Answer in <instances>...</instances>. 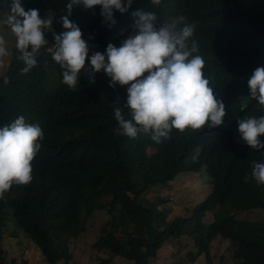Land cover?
<instances>
[{
    "label": "trees",
    "instance_id": "16d2710c",
    "mask_svg": "<svg viewBox=\"0 0 264 264\" xmlns=\"http://www.w3.org/2000/svg\"><path fill=\"white\" fill-rule=\"evenodd\" d=\"M10 2L0 0V12ZM69 2L22 0L25 10L54 11L52 29H45L49 44L26 74L14 47L7 69L0 74V128L23 115L36 121L44 133L38 141L41 149L31 162L32 181L13 184L0 198V263L6 264L2 242L7 225L13 222L40 247L50 264H68L73 255L71 239L83 233L85 214L106 207L97 199L112 194L111 218L93 246L114 257L151 264L166 239L192 232L198 251L188 253L191 261L206 250L207 264H213L209 245L220 236L231 241L237 264H264V220L235 217L237 211L264 208V185L251 178L252 161H264V150H252L238 131V119L264 115V108L250 97V77L241 80L238 76L241 69L253 73L264 66V0H161L159 5L133 0L127 12L114 13L112 27L104 24L100 6L74 5L68 18L81 28L89 58L96 51L106 52L109 43L121 46L134 34L131 13L138 9L154 12L157 26L178 15L195 24L196 54L205 60L203 71L214 95L225 103L224 123L213 129L207 124L198 130L173 129L160 142L150 133L140 132L135 138L116 134L115 109L130 118L124 108L128 86L110 87V77L103 70L94 77L87 65L90 59L75 91L62 82V76L59 86L48 85L50 69L63 72L48 49L54 44L53 31L65 30L60 18L68 15ZM260 139L264 142V136ZM203 168L212 176V188L190 215L167 220L169 207L159 205L168 199L153 203L144 199L158 184ZM209 210L214 217L206 224L203 218ZM103 262L112 264L113 257Z\"/></svg>",
    "mask_w": 264,
    "mask_h": 264
},
{
    "label": "clouds",
    "instance_id": "9594fccd",
    "mask_svg": "<svg viewBox=\"0 0 264 264\" xmlns=\"http://www.w3.org/2000/svg\"><path fill=\"white\" fill-rule=\"evenodd\" d=\"M133 0H70L68 15L62 16L61 33L53 31L54 44L48 49L56 63L63 69L62 82L76 90L79 74L86 61L92 73L103 70L110 77V87L118 83L127 85L124 108L115 109L119 127L117 135L137 137L138 133H150L160 142L168 138L173 129L183 132L187 128L201 129L206 124L210 129L223 125L226 106L214 95V89L205 76L204 58L196 54L199 44L192 39L195 24L187 23L186 17L178 15L170 22L157 26L154 12L136 10L131 13L135 20L134 34L117 47L109 43L106 52L96 51L89 58V45L82 38L78 24L68 17L74 5L86 9L100 6V15L108 27L116 24L114 13H125ZM159 5L161 0H151ZM10 9L0 24L15 36L17 59L25 67L22 74L37 65V55L49 44L45 29H52L53 19L41 18L38 9H28L22 0H11ZM9 55L7 41L0 35V64ZM145 73H147L145 75ZM93 77V79H94ZM95 81V80H94ZM10 81L4 78V83ZM250 97L264 108V66L257 67L248 79ZM238 131L252 150H264V115L238 119ZM44 133L39 124L27 123L23 115L0 128V198L16 185H26L33 179L32 164L41 149ZM251 178L264 185V161H252ZM250 177L246 176L248 181Z\"/></svg>",
    "mask_w": 264,
    "mask_h": 264
},
{
    "label": "rangeland",
    "instance_id": "374dc122",
    "mask_svg": "<svg viewBox=\"0 0 264 264\" xmlns=\"http://www.w3.org/2000/svg\"><path fill=\"white\" fill-rule=\"evenodd\" d=\"M10 9L8 6L0 12V20L4 18ZM54 11L47 9L43 11L41 18H52ZM0 35L4 36L7 41L9 55L3 58L0 64V74L3 73L12 57L13 48L15 47V36L4 25L0 24ZM63 71V69H62ZM252 71L241 69L238 72L239 78H249ZM61 72L52 73V69L48 71L47 83L51 87L59 86L61 80ZM27 123L38 124L26 118ZM149 152H153L154 148H149ZM197 151H195L196 153ZM157 188L151 189L148 194L144 195V199L149 203L154 201L161 202L162 199H168L159 205L161 209H168L167 220H174L179 216H188L191 214L194 206L199 204L205 196L210 194L212 188V176L205 168L201 172L180 173L175 179L165 184H158ZM149 189V190H150ZM107 196V197H104ZM97 201L106 204V207H97L90 215L85 214L87 218L83 233L77 238H72L70 247L72 251V259L68 264H104V260L113 257L112 264H134L123 257H114L109 251L99 250L93 246V243L101 234V228L105 222L111 218L109 209L111 207L112 194H106ZM214 217L213 211H208L203 218L207 224ZM235 217L247 220H264V208H254L245 211H237ZM3 247L5 249L6 264H50L42 253L40 247L31 239L24 235V232L15 223L10 222L4 231ZM196 236L192 232L184 234L174 239H166L158 253V256L151 264H207L206 250H203L199 257L194 261L189 259L188 253L194 254L198 251ZM231 241L220 236L211 241L209 252L211 253L213 264H237L233 257L231 249ZM1 264V263H0ZM58 264H64L63 261Z\"/></svg>",
    "mask_w": 264,
    "mask_h": 264
}]
</instances>
